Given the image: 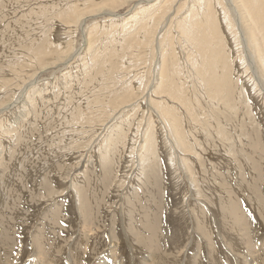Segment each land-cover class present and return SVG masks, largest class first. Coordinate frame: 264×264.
<instances>
[{"label":"bare ground","instance_id":"1","mask_svg":"<svg viewBox=\"0 0 264 264\" xmlns=\"http://www.w3.org/2000/svg\"><path fill=\"white\" fill-rule=\"evenodd\" d=\"M1 1L4 4L5 0ZM45 1L43 0V3ZM50 2V5L39 3L37 8L30 9L22 18L35 20L37 16L41 21L39 23H42L40 27L42 30L54 20L64 24L67 31H71V27H76L82 33V40L76 47L71 45L68 49H58L60 45L50 44L46 34H40L38 39L31 40L29 45L23 47V53L38 65V71L17 86L18 92L8 102L1 103L2 116L6 113L14 114L13 110L20 111L21 108L24 111L18 117L12 116V123L8 125L5 124V116L0 119V139L15 135L17 144H20L23 138L26 140L29 132L34 131L31 120L38 119L43 103L58 98L60 94L55 95V92H51L50 97L55 95L54 98L45 99L49 88L55 89L62 85L61 88L69 89L75 86L78 89H74L75 91L70 94L66 93L62 104L54 105L58 118L64 122V127L60 132L57 131L48 145L63 143L67 132H75L73 128L68 130L70 124L83 125L82 128L87 129L79 133L85 134L91 132L96 122H99L101 134L88 141L93 146L99 137L102 138L99 139L98 145L100 149L102 148L100 153L102 168L106 170L113 167L117 149L122 148L128 140L131 115H127L126 111L130 107L133 108L136 89L142 88L145 93L143 97H147L149 107L162 122L168 134L169 146L174 152L170 163L176 171L178 167V169L184 167L190 182L196 183L190 164L194 159L203 162V159L210 155L213 151L210 143L214 144L216 149V143L219 144L218 141L226 139L222 128L224 126L228 128L229 124L225 122V118L237 119L239 115L250 117L253 107L249 100H246L249 97L247 88L253 95L256 93L261 95L264 104V0H50ZM222 26L225 33L232 31L234 47L236 48L235 43L237 45L238 51H235L236 55L233 57L231 54L233 50L225 41ZM108 38V42L102 45L101 43ZM97 40L101 45L94 48L91 56L89 55L91 61L86 65L88 63L86 56ZM240 55L243 58L240 65L244 63L249 72L241 73L246 79L244 83L239 82L240 78L235 83L232 64L235 57L239 58ZM75 57L84 61L73 71V64L71 65L70 61ZM126 59L129 66L125 65ZM140 64L143 66L137 68ZM48 70L51 80L48 79L49 76H43ZM254 90H257L256 93ZM183 112L184 119L188 118V129L181 121ZM47 113L48 116L53 115L52 110H48ZM251 125L249 124L250 128ZM240 130L242 131V128ZM249 132L247 130L244 135L243 131L239 138H247L249 144L253 146L256 140L254 137L251 138L252 132ZM213 135H216V141L213 140ZM26 141L28 143V140ZM39 144H43L42 140ZM158 145L157 134L153 129L141 135L138 153L135 154L140 164L135 181H138L137 188L143 190L141 193L144 197L134 196L132 201L127 200L125 205H122L124 210H121L123 222L121 229L113 230L109 238L100 234L102 237H99L98 242L90 249H86V246L83 249L79 247L82 242H71L69 235L61 236L67 237L64 243H70L69 260L63 264H157L156 261L161 262L163 258L156 259L160 245L167 254H173L174 251H168L172 233L167 226L161 228L159 223L157 188L161 178L158 177L156 164L159 157ZM5 154L4 152V156ZM13 155L9 164L1 166L0 172V264L18 263V260L24 257L26 247L29 248L30 255L27 260H20L19 264H57L56 261L64 254H61L59 248V251L54 249L50 255L48 249L55 247L57 244L55 240L59 239L60 233L69 234L71 231L59 224L60 220L55 210L44 216L43 224L36 226L30 238L31 242L24 246L21 254L18 253L19 256L13 257L14 222L20 212L19 201L24 195V188H20L19 185L25 182L26 171L20 176L17 188L14 185L10 186L9 183L11 178L18 174L14 168L24 166L27 162L25 159H19L16 154ZM79 167L73 169V173L84 177L81 180L77 178L79 181L75 182L71 179V187L76 195L77 212L81 217L80 232L83 235L85 231L95 233L97 229L103 228L101 224L100 227L96 226L98 218L96 216L103 199L96 194V186L92 188L89 185L95 180L92 178L87 182V170L83 168L79 170ZM248 168L251 169L249 166ZM19 171L21 172L22 168ZM235 173L237 180L239 178L237 170ZM105 180L106 177L99 180L97 185H103ZM240 181L241 183H237L238 189L246 188L244 180ZM238 189L236 191H239ZM252 194L249 192L250 202L258 214V217L253 218L258 222V218L264 221V202L260 196ZM131 195L133 196L134 192ZM200 195L203 193H199ZM233 195L221 199V218L216 219L213 210L206 206L207 219H199L200 221L195 224L202 232L203 239H206L207 243L204 241L202 243L206 245L211 256H206L203 260L204 255H186L183 264H205V260L207 264H264V235L259 233L257 228L259 223H255L252 217L248 219L243 209L241 210L236 195ZM142 200L145 202L144 205L140 204ZM195 201L199 202L200 199ZM213 232L217 238L213 237L214 234L211 235ZM249 233L251 239H248ZM119 235L124 236L127 246L123 244L124 249L121 250ZM156 239L159 240L158 243ZM215 241L218 247L213 244ZM174 247L177 249L179 246H173V249ZM148 249L150 251H147ZM124 250L125 253H121Z\"/></svg>","mask_w":264,"mask_h":264},{"label":"rangeland","instance_id":"2","mask_svg":"<svg viewBox=\"0 0 264 264\" xmlns=\"http://www.w3.org/2000/svg\"><path fill=\"white\" fill-rule=\"evenodd\" d=\"M49 2L50 0H46L44 3L43 0H5L4 4H2V1L0 0V105L3 102H8L12 96L18 92V90H16L19 87L18 85L22 84L24 80H28L30 75H33L38 71V65L35 63V61L23 53V47L25 45H29L31 40L38 39L40 34H46L47 40L50 44L60 45L58 49H68L71 47V45L76 47L79 45L78 42L82 40V33L78 31L79 29H76V27H71V31H67L64 24L54 20L52 23L48 24V26L45 28V31L44 29L42 30V28H40L42 23H39L41 21L39 18L37 19V16L35 17V20L34 18H22L24 13H27L32 8H37L39 3H46V5H50L51 2L50 4ZM101 22L102 20L100 23ZM99 26L101 25L99 24ZM223 28L224 26H222V29ZM223 32L227 45L233 50L231 51L233 57L236 55L235 51H238V49L236 43V48L234 47V38L231 37L232 31L230 32L229 30L228 33H225L223 29ZM108 40L109 38L105 39L101 44L103 45L107 43ZM95 44L91 50L92 52L90 51L86 56L88 60L86 65H89V62L91 61L89 58L91 53H93L94 48L98 47L97 45H101L99 40H97ZM83 54L84 52L82 55ZM239 58L236 56L235 61L232 64L233 80H235L234 82L236 83L240 78L241 80H239V82L242 81V83H244L246 79L241 76V73L244 71L246 74H248L249 71H247L244 67V63L243 65H240V63H242L241 60L243 61L242 55H240ZM78 59L79 58L75 57L72 59V61H70V64H73V71L78 68L76 66H80L78 64H81V62L84 61H80ZM125 61L127 64H125V62L124 64L129 66L128 60L126 59ZM63 66H61V68ZM141 66H143V64H140V66L137 68H140ZM57 70L58 68L55 69V71ZM49 72L50 71L48 70L44 72L45 75H42L44 77L49 76L48 79L51 80L52 77H50ZM4 81H7L8 83L5 84L6 82L4 83ZM61 86L62 85H59L58 88L55 89L49 88L48 92L46 93L47 97L45 99H52L55 95H58V93L60 94L57 96L58 98L54 100H48L50 102L47 101L43 103L44 106L38 119L31 120L33 123L32 129L34 131L29 132V134L26 136L28 143H26L27 141L24 140L25 138H23L20 144H17V137L15 135L14 137L11 136L7 139L3 137L0 139L2 142V144L0 142V172L2 170L1 166L5 167V164H9L10 157L13 155V153L16 154L19 159L27 160V164L25 163L24 166H17L14 168L15 173L18 174L15 177H12L9 183L10 186L14 185L17 188V182L19 178H21L20 176L26 171V177L24 179L25 182L22 183V185H19L20 188H24V195H22L20 199L21 201H19L20 212L15 219L16 221L14 222L15 227L13 233L15 237L13 245L15 248H13V250L15 251L13 257L19 256L24 246L26 247V244L31 242L30 238L32 234H34L36 226L43 224L44 216L49 214L52 210L57 212V218L60 220L58 221L59 224L71 231L69 234L60 233L59 239L55 240V243H57L55 244V247L48 249L50 255L52 252H54V249L59 251V248L60 251H62L61 254L65 255L59 257L61 261L60 259L57 260V264H63L64 262L68 263L69 260L68 255L70 243H64V240L67 239V237L61 236L69 235V240L71 242H82L80 245H78L79 247L81 246L83 249L85 248L84 246H86V249H90L93 244L95 245L98 242L97 240L99 237L105 235L106 238H109L113 234V230L119 231L123 226L121 210H124V208L122 205H125L127 200L132 201V199L135 198L134 196L138 195L140 198L144 197L143 193H141L143 190H141L139 187L137 188L138 181H135L137 177V169L140 165L138 163L139 159L136 158L135 154L138 153L137 147L138 143L141 141V135L143 136V134H145V132L149 129H153L156 132L159 142V157L157 158L158 162L156 163L158 177L159 179L161 178L157 188L159 223L161 228L167 226L171 231L170 233H172V237L170 238H172V240L168 251H174L173 254H167L163 250V246L161 248L160 245V252L158 256L156 254V259H158V257L163 258L161 262L159 260L156 261L157 264H183L186 255H204L203 260L206 258V256H211V253L208 252V249H206V245L202 243V241L206 242V239H203L202 232L196 228L195 224H197V222H199L202 218L207 219L205 216V212L207 213L205 209L206 206H209V209L213 210L216 219L221 218V199L229 198L230 195H233V193L236 195L233 196L236 197L241 210L243 209V213H245L248 219L251 217L253 218V216L258 217L257 211L254 210L255 208L250 202L249 195V192L251 194L255 193L257 196H260V199L262 202H264V104L262 102L263 99L261 98V95L259 96L256 93L257 90H254L256 93L255 96L247 88L249 97H247L246 100H249L248 102L253 107L250 117L245 118L244 115H239L237 119L225 118V122L229 124V126L227 125L228 128H225V126L222 128V130L225 131L226 139L218 141L219 144L216 143V149H214V144L210 143V148L213 151L209 156L203 159V162L198 161L197 159H194V161L191 162L190 165L194 171L193 178L196 182L191 183L190 179L188 178V174L183 169L184 167L182 169H178V167L176 171L174 166H172L170 163V159L172 158L174 152L169 146V138L167 139L168 134L166 133L162 122L149 107L146 100L147 97H143L145 93H143L142 88L136 89V95H134V99L136 100L134 101L133 108L130 107L126 111L127 115H131L128 140L122 148L120 147L117 149L113 167L108 168L109 171L108 169L104 170L102 168V161L100 157L102 148L100 149L98 145L102 138L99 137L100 140L98 139L93 146H91V143L89 144L90 141H88L91 138L97 137L99 133L101 134L102 130L99 122H96V126H94L91 132H85V134L79 133L83 129H87L82 128L83 125L76 123L70 124L68 125V130L73 128L75 129V132H67L65 134L63 143H57L54 146L48 145V143H51V138L57 134V131L60 132L62 130L61 128L64 127V122H62V119L60 120V118H58L57 108L54 105L58 106L59 104H62L64 102V98L66 97V93L70 94L78 89L75 86L69 89L61 88ZM56 89H59L61 92L59 90L57 91ZM51 92H55V95L50 97ZM82 100H79V102ZM81 105L83 106V103ZM48 110H52V116H48ZM22 111H24V109L22 110L21 108L20 111L13 110L12 113L14 114L6 113L4 115L6 117L5 124L8 125L9 123H12V116L18 117ZM241 112L244 113V110L241 109ZM4 116H2V113H0V119H2ZM184 117L185 115L183 112V119H181V121H183V124H186L184 127L188 129V118L184 119ZM57 118L60 121H58ZM6 121H8V123ZM221 122L225 124L222 120ZM249 124H252L251 128L249 127ZM240 127L242 128V131L240 130ZM246 127L249 128L247 129ZM77 129L79 130L76 131ZM247 130L252 132V134L249 132L250 136L252 139L254 137L256 140L253 146L249 144L247 138H239V135L242 136L241 134L243 131H245L244 135H246ZM187 131L189 133V130ZM237 136L238 139H240L239 142ZM212 137L213 140H217L216 135H213ZM40 140H42L43 144H39ZM191 142L193 143V140ZM95 146H97V148ZM3 151L6 153V156H4ZM5 157L7 158L5 159ZM6 161H8V163H6ZM77 166H80L79 170L85 169L89 173H87V182H90V179L92 178L95 180L92 185L90 183L89 185L92 188L95 185L96 194H99L98 197L103 199V203L101 204L98 215L96 216V218L98 217L96 219L97 221L95 220L96 226H101L103 228H100V230L97 229L95 233L93 231H85L84 234L81 235L80 232L81 217L79 212H77L78 208L76 203V195L74 191H72L73 189L71 187V179L73 182H75L81 180V178L84 177L76 176L77 174L73 173V169H76ZM248 166L251 167V169L248 168ZM20 168H22L23 173L22 171H19ZM235 170H237V175L239 176L237 180L234 176L236 174ZM104 176L106 177V180L103 182V185H97L99 180L105 178ZM8 178H10V175H8ZM240 180H244L245 185H247L246 188L238 189L239 185H237V183H241ZM145 186L147 187V184ZM48 189H50V191H48ZM147 189L149 188L147 187ZM237 189L239 191H236ZM133 192L134 195L132 196L131 194ZM199 193H203L204 196H199ZM33 194L34 196H32ZM148 197L149 196H147V198ZM196 199H200V201H195ZM212 201H214V203H212ZM55 203L57 206H54ZM144 203V200H142L140 204L144 205ZM91 205H93V203ZM77 216L79 217L77 218ZM258 219L259 222L255 219V223H259V227H257L259 228V233L264 235V221L261 218ZM20 220H22L23 223H21L22 221ZM138 220L139 217L136 218V221ZM249 226L251 227L250 223ZM29 229L31 230L29 231ZM250 232H252V229H250ZM100 234L104 235L100 236ZM213 234V237L217 238V235H215L216 233L213 232L211 235ZM164 235L165 232L163 233V236ZM249 235L250 236L248 239H251L252 236L250 233ZM118 237L121 239L120 250L124 249L123 244L126 246L125 238L121 235ZM158 239H156L157 243L159 242ZM213 244L218 247V245H216L217 241H215ZM210 245H212V243H210ZM31 246L32 245H30V248ZM173 246L179 247L177 249L174 247L173 249ZM65 247H67L66 251L64 249ZM219 247L221 246L219 245ZM27 248L28 247H26V251L24 252V257L19 259L18 263L15 264H19L20 260L22 259L27 260L30 255V252H28L29 248ZM208 248H210L209 245ZM125 250L124 252L121 251V253H125ZM147 251L150 250L148 249ZM13 261H15V259ZM205 261V264H207V260Z\"/></svg>","mask_w":264,"mask_h":264}]
</instances>
